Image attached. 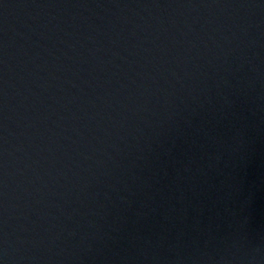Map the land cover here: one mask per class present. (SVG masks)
Masks as SVG:
<instances>
[{
  "label": "water",
  "instance_id": "water-1",
  "mask_svg": "<svg viewBox=\"0 0 264 264\" xmlns=\"http://www.w3.org/2000/svg\"><path fill=\"white\" fill-rule=\"evenodd\" d=\"M0 264H264V0H0Z\"/></svg>",
  "mask_w": 264,
  "mask_h": 264
}]
</instances>
